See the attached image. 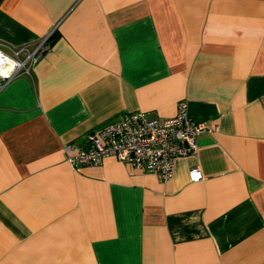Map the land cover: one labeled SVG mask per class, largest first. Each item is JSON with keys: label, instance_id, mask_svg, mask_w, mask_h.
<instances>
[{"label": "crops", "instance_id": "crops-1", "mask_svg": "<svg viewBox=\"0 0 264 264\" xmlns=\"http://www.w3.org/2000/svg\"><path fill=\"white\" fill-rule=\"evenodd\" d=\"M55 27L0 88V264H264V0H0L7 54ZM181 100L210 132L170 180L65 161Z\"/></svg>", "mask_w": 264, "mask_h": 264}, {"label": "built area", "instance_id": "built-area-1", "mask_svg": "<svg viewBox=\"0 0 264 264\" xmlns=\"http://www.w3.org/2000/svg\"><path fill=\"white\" fill-rule=\"evenodd\" d=\"M52 29L33 49L15 47L11 54L2 50L0 41V88L20 75H30L38 59L48 50ZM210 132L204 123L191 120L185 100L177 103L176 114L170 119L149 118L144 112L124 115L122 120L92 134L83 147L66 145L65 161L74 169L98 167L107 159L152 173L162 181L173 177L175 161L195 154L198 138ZM192 182L203 179L199 169L189 173Z\"/></svg>", "mask_w": 264, "mask_h": 264}, {"label": "trees", "instance_id": "trees-1", "mask_svg": "<svg viewBox=\"0 0 264 264\" xmlns=\"http://www.w3.org/2000/svg\"><path fill=\"white\" fill-rule=\"evenodd\" d=\"M54 36H55V35H54ZM54 36H53V37H54Z\"/></svg>", "mask_w": 264, "mask_h": 264}]
</instances>
